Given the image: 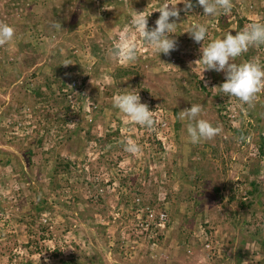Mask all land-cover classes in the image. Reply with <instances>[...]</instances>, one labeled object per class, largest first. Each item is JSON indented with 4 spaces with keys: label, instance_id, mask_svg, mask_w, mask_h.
Here are the masks:
<instances>
[{
    "label": "rangeland",
    "instance_id": "rangeland-1",
    "mask_svg": "<svg viewBox=\"0 0 264 264\" xmlns=\"http://www.w3.org/2000/svg\"><path fill=\"white\" fill-rule=\"evenodd\" d=\"M164 2L0 0L15 28L0 47V264H264V90L249 106L215 88L225 74L190 66L202 43L186 33L205 24V46L235 35L264 22V0H232L216 16L192 0L169 55L131 24L145 11L154 27ZM124 33L131 63L108 55ZM254 57L264 66V45L236 62ZM125 88L153 111V129L113 106ZM192 104L221 134L189 142L179 112ZM129 138L139 154L124 151Z\"/></svg>",
    "mask_w": 264,
    "mask_h": 264
},
{
    "label": "clouds",
    "instance_id": "clouds-1",
    "mask_svg": "<svg viewBox=\"0 0 264 264\" xmlns=\"http://www.w3.org/2000/svg\"><path fill=\"white\" fill-rule=\"evenodd\" d=\"M197 2L203 8L205 16H216L221 11L228 14L233 7L232 0H197ZM178 4H183V9L178 8ZM192 7V0H178L177 3H169L165 0L156 11L159 12V17L154 27H149V16L145 15V11L133 10L131 24L138 31L146 46L159 54L169 55L177 47L173 34L178 26L177 20L180 19V13L181 11L187 13ZM51 26L56 30H62L61 23L57 20H53ZM207 32V26L201 23L193 24L186 32L194 42L202 43L199 49L201 58L191 62L190 66L202 64L203 72L212 70L223 72L225 82L215 88L229 97L237 98L242 104L251 106L257 94L264 90V66L255 57L241 63H237L236 58L246 53L250 47L264 45V22L253 21L242 30L236 31L235 35L232 31H228L222 38L214 39L205 46L203 42ZM14 36L15 28L0 21V47L10 44ZM108 55L113 60L134 62L138 58L137 45L131 39L130 34H121L116 46L108 50ZM113 106L131 122L150 130L155 127L153 111L149 110L147 103L141 102L139 92L135 89L125 88L116 94L113 98ZM201 112L202 105L200 104H192L190 108H184L179 112V119L187 121L186 131L189 142L192 144L212 140L222 132L221 126H213L209 120L199 118ZM124 151L139 154L141 147L135 140L129 138L124 141Z\"/></svg>",
    "mask_w": 264,
    "mask_h": 264
},
{
    "label": "built area",
    "instance_id": "built-area-1",
    "mask_svg": "<svg viewBox=\"0 0 264 264\" xmlns=\"http://www.w3.org/2000/svg\"><path fill=\"white\" fill-rule=\"evenodd\" d=\"M145 208L149 213L148 216L152 219L155 218V220L158 221V225L164 224V221H166L167 218V214L164 211H160L157 215H154L153 209H151L150 207H145Z\"/></svg>",
    "mask_w": 264,
    "mask_h": 264
},
{
    "label": "trees",
    "instance_id": "trees-1",
    "mask_svg": "<svg viewBox=\"0 0 264 264\" xmlns=\"http://www.w3.org/2000/svg\"><path fill=\"white\" fill-rule=\"evenodd\" d=\"M68 165H69V163H63V164H61V163H59V166H63V168L65 167H68ZM55 171H57V169L55 170ZM88 182V181H87ZM88 184H89V182H88ZM93 184V183H92ZM92 184H91V182H90V185L89 186H92ZM103 185V182L100 180L99 181V183L97 184V188H100V186H102Z\"/></svg>",
    "mask_w": 264,
    "mask_h": 264
}]
</instances>
